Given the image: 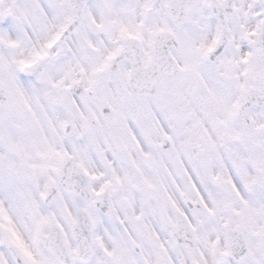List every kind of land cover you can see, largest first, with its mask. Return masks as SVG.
Returning <instances> with one entry per match:
<instances>
[{
  "label": "snow or ice",
  "instance_id": "6c2138e0",
  "mask_svg": "<svg viewBox=\"0 0 264 264\" xmlns=\"http://www.w3.org/2000/svg\"><path fill=\"white\" fill-rule=\"evenodd\" d=\"M0 264H264V0H0Z\"/></svg>",
  "mask_w": 264,
  "mask_h": 264
}]
</instances>
